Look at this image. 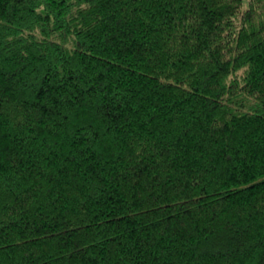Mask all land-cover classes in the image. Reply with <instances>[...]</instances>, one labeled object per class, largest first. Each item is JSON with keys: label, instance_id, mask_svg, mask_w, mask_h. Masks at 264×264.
I'll use <instances>...</instances> for the list:
<instances>
[{"label": "trees", "instance_id": "1", "mask_svg": "<svg viewBox=\"0 0 264 264\" xmlns=\"http://www.w3.org/2000/svg\"><path fill=\"white\" fill-rule=\"evenodd\" d=\"M0 264H264V0H0Z\"/></svg>", "mask_w": 264, "mask_h": 264}, {"label": "rangeland", "instance_id": "2", "mask_svg": "<svg viewBox=\"0 0 264 264\" xmlns=\"http://www.w3.org/2000/svg\"><path fill=\"white\" fill-rule=\"evenodd\" d=\"M244 1H246V0H244Z\"/></svg>", "mask_w": 264, "mask_h": 264}]
</instances>
